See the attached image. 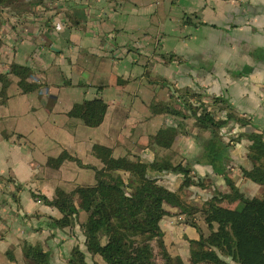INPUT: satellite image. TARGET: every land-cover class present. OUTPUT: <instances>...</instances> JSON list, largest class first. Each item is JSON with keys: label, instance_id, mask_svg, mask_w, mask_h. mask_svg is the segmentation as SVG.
<instances>
[{"label": "crops", "instance_id": "0c3cea01", "mask_svg": "<svg viewBox=\"0 0 264 264\" xmlns=\"http://www.w3.org/2000/svg\"><path fill=\"white\" fill-rule=\"evenodd\" d=\"M41 1L20 16L6 12L0 34V264H27L24 244L50 252L52 264H68L76 246L87 262L91 257L80 227L86 213L80 211L72 230L52 229L50 218L63 214L34 196L53 200L58 190L71 193L96 185L95 171L75 162L66 161L58 169L48 165L64 151L97 169L104 165L93 154L95 145L130 163L170 156L174 165L189 166L194 180L207 185L181 193L190 207L201 208L215 192L226 193L224 177L201 161L210 133L198 131L193 119L155 115L152 104L177 107V89L222 97L253 123L247 128L230 124L221 132L224 142L264 130V0ZM20 67L30 69L29 81L41 85L39 90L22 93L13 71ZM99 97L108 104L100 127L69 117L76 104ZM225 115L218 112L219 118ZM179 123L188 135H179L172 149L153 143L159 130ZM249 146L243 139L230 147L227 172L241 193L259 198L264 188L244 181L241 171L253 167ZM149 176L180 192L181 174ZM165 208L168 215L160 226L168 250L189 264L188 240H198V230L180 209ZM193 221L209 234L201 213ZM95 259L104 264L100 256Z\"/></svg>", "mask_w": 264, "mask_h": 264}, {"label": "trees", "instance_id": "16d2710c", "mask_svg": "<svg viewBox=\"0 0 264 264\" xmlns=\"http://www.w3.org/2000/svg\"><path fill=\"white\" fill-rule=\"evenodd\" d=\"M41 5V0H0V34L6 22V12L20 16L22 12ZM70 19L77 22L71 15ZM189 21L185 18L184 25ZM1 47L0 35V64ZM13 71L18 76L22 93L29 94L41 88V85L30 83V69L20 67ZM177 91L180 93L177 107L154 103L152 112L182 120L193 119L198 131L210 133L203 143L201 161L211 166L216 175L224 177L228 187L226 193L215 192L201 208L190 207L182 201L181 193L192 186L207 185L202 180H194L189 166L182 163L174 165L170 156L152 163L116 160L111 149L95 145L93 154L103 163L102 169L84 165L67 151L48 162L50 167L56 169L66 161L93 169L96 174L95 186L71 193L58 190L53 200L38 194L34 196L63 214L61 219L50 218L52 229L72 230L79 224L80 211L86 213V221L80 227L93 264H97L94 262L96 256H100L106 264H186L181 256L172 255L166 245L160 226L168 215L166 205L180 209V214L186 215L187 222L198 230L199 239L188 240L189 264H264V192L259 198L245 196L227 172V165L231 161L230 147L243 139L248 140V159L253 167L251 170L241 168L243 180L264 188V130L239 134L237 138L224 142L221 132L230 124L247 128L253 126L252 121L235 112L225 98L191 90ZM107 111L108 104L99 97L76 104L68 115L83 121L87 127L98 128L104 123ZM220 111L226 112L225 119L219 118ZM179 135H188L181 123L176 128L159 130L153 137V143L170 150ZM120 171L128 173L129 177L124 178ZM150 172L181 174L180 192H171L158 179L150 177ZM196 213H201L205 218L209 234L202 232L193 221ZM214 225H217L216 229ZM23 253L27 264H52L51 253L40 246L24 244ZM8 256L15 262L13 255ZM86 259V253L76 246L67 260L68 264H88Z\"/></svg>", "mask_w": 264, "mask_h": 264}, {"label": "rangeland", "instance_id": "374dc122", "mask_svg": "<svg viewBox=\"0 0 264 264\" xmlns=\"http://www.w3.org/2000/svg\"><path fill=\"white\" fill-rule=\"evenodd\" d=\"M76 163V162H75ZM88 169V168H87ZM90 170H92V171H94L93 169H90ZM96 175V174H95ZM95 261H96V263L97 264H99V262L95 259ZM88 264H93V262H92V259H91V257L88 259ZM104 264H106V263H104Z\"/></svg>", "mask_w": 264, "mask_h": 264}]
</instances>
